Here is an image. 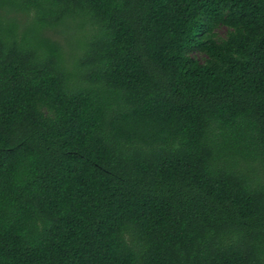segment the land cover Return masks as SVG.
<instances>
[{
  "label": "trees",
  "instance_id": "trees-1",
  "mask_svg": "<svg viewBox=\"0 0 264 264\" xmlns=\"http://www.w3.org/2000/svg\"><path fill=\"white\" fill-rule=\"evenodd\" d=\"M0 264H264V0H0Z\"/></svg>",
  "mask_w": 264,
  "mask_h": 264
},
{
  "label": "rangeland",
  "instance_id": "rangeland-1",
  "mask_svg": "<svg viewBox=\"0 0 264 264\" xmlns=\"http://www.w3.org/2000/svg\"><path fill=\"white\" fill-rule=\"evenodd\" d=\"M217 34H218L219 39L224 38L227 34V29L225 27H219L217 29ZM196 57L200 61H203V59H204L202 56H199V55H197Z\"/></svg>",
  "mask_w": 264,
  "mask_h": 264
}]
</instances>
